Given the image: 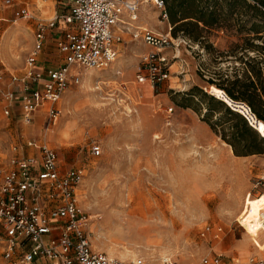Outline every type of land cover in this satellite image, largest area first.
<instances>
[{
	"label": "rangeland",
	"instance_id": "rangeland-1",
	"mask_svg": "<svg viewBox=\"0 0 264 264\" xmlns=\"http://www.w3.org/2000/svg\"><path fill=\"white\" fill-rule=\"evenodd\" d=\"M37 1L46 19L65 7V0ZM16 6L0 0L1 84L6 88L8 72L20 70L33 44V23L15 21ZM121 13L129 20L127 11ZM236 18L201 30V40H195L181 30L174 34L161 8L143 0L133 23L180 38L179 47L162 51L169 58L170 77L155 87L138 83L139 54L154 48L124 33L112 65L84 69L81 82L67 89L53 131L45 135L46 116L42 126L34 125V137L44 132L62 168L85 171L78 194L91 215L95 249L122 259L143 257L146 264H161L165 255L180 264H203L214 254L222 255L221 264L264 260L259 220L264 153L234 152L226 137L233 121L219 99L224 94L209 83L246 55L247 29H239L243 23ZM244 26H250L249 20ZM51 48L59 55L54 41ZM255 126L264 135L259 121ZM28 131L20 114H5L0 99V165L30 136ZM93 143L101 146L100 155L92 154ZM207 224L222 225V238L202 236ZM0 264L9 263L0 255Z\"/></svg>",
	"mask_w": 264,
	"mask_h": 264
},
{
	"label": "built area",
	"instance_id": "built-area-1",
	"mask_svg": "<svg viewBox=\"0 0 264 264\" xmlns=\"http://www.w3.org/2000/svg\"><path fill=\"white\" fill-rule=\"evenodd\" d=\"M142 1L65 0L62 11L45 19L35 12L34 0H4L6 5H17L16 19L38 18L36 40L26 57L24 71L13 75V82L19 83L18 92L3 87L4 72L0 69V99L5 114L19 107L21 121L31 124L35 113L43 111L48 135L61 115L59 102L67 89L81 82L84 69L112 65L127 31L134 40H143L154 48L139 54L138 83L149 82L155 87L168 79L169 58L162 51L179 47L181 41L171 31L124 21L121 9L136 20ZM152 2L168 19L165 0ZM53 28L59 29L55 39L59 55L51 57L50 65L42 66L41 54ZM228 104L255 127L259 119L249 105L235 101ZM173 109L170 107L169 112ZM46 139H27L14 146L15 154L0 165V255L9 264H146L143 257L122 259L93 247L89 237L91 215L81 206L78 194L85 171L82 167L62 168L58 152ZM29 147L34 148V154L26 152ZM91 152L100 155L101 146L93 143ZM261 182L264 185V175ZM259 220L264 230V206ZM224 232L222 225L207 224L202 236L221 239ZM221 261L222 255L215 254L203 258L202 263ZM251 262L264 264V260L254 258ZM160 263L180 264L170 255L163 256Z\"/></svg>",
	"mask_w": 264,
	"mask_h": 264
},
{
	"label": "trees",
	"instance_id": "trees-1",
	"mask_svg": "<svg viewBox=\"0 0 264 264\" xmlns=\"http://www.w3.org/2000/svg\"><path fill=\"white\" fill-rule=\"evenodd\" d=\"M173 33L181 30L190 38L201 40V30L229 25L237 15L247 29L242 45L245 56L240 63L220 71V78H210L214 89L224 94L227 115L233 123L226 136L237 155L264 153V136L228 103L244 102L250 106L264 127V0H165ZM249 20L250 26L244 28ZM239 22V23H240ZM241 26V24H239ZM239 45V44H238ZM215 96V95H214ZM258 129V130H257Z\"/></svg>",
	"mask_w": 264,
	"mask_h": 264
},
{
	"label": "crops",
	"instance_id": "crops-1",
	"mask_svg": "<svg viewBox=\"0 0 264 264\" xmlns=\"http://www.w3.org/2000/svg\"><path fill=\"white\" fill-rule=\"evenodd\" d=\"M41 1H47V0H41ZM65 2V1H64ZM63 2V3H64ZM65 5V4H64ZM65 8V7H64ZM34 9H35V11L37 10V11H40L39 13H41V15H39V14H37L39 17H41V18H45V17H43L42 16V11H43V9H41V6L39 5V3H38V1L37 0H34ZM63 9H61V11H62ZM56 12H58L57 10L55 11V13ZM54 13V14H55ZM22 19V18H21ZM46 19V18H45ZM15 21H18L19 19H14ZM27 20H31L32 21V23H33V26H34V28H33V30H32V33H33V44H34V42H35V40H36V33H37V21H38V18H34V19H32V18H27ZM124 21H126V22H131L133 25H135L134 23H133V21L134 20H132L131 21V19H130V17H129V20H125L124 19ZM135 26H137V25H135ZM138 26H145V25H140V24H138ZM24 32V31H23ZM124 33H127V34H129L130 35V33L127 31V32H124ZM123 33V34H124ZM59 34V29L58 28H53V29H51L50 30V32H49V39H48V41L46 42V45H45V49L43 50V52H42V54H41V58H40V65H42V66H47V65H50L53 61H52V58H53V56H58V55H56L55 53H53L54 52V49H52L51 48V44H52V42L54 41V45H55V39H56V36ZM130 37H131V35H130ZM132 38V37H131ZM124 39H125V37H124ZM123 39V40H124ZM133 39V38H132ZM122 43V42H121ZM121 43H119V49H120V44ZM32 44V45H33ZM52 57V58H51ZM26 60V59H25ZM24 64H25V61H24V63H23V65L20 67V70H18V71H13V72H8V74L10 75V86L9 87H4V88H6V89H8V90H14V91H17L18 92V90L17 89H19V83H14L13 82V75H21L22 73H23V71H24ZM0 65H3L2 63H0ZM4 66V65H3ZM2 70V69H1ZM6 70V69H5ZM4 73H5V71L4 70H2ZM13 112H15L18 116H19V114H20V109H19V107H16V109L13 111ZM45 116V113L43 112V111H37L36 113H35V120L31 123V124H25V125H27V127H29V135L30 136H26V138L24 139V141L25 140H27V139H36V140H42L43 139V137H44V132L42 133V135L39 137V138H36V137H34V125H41L42 126V124L40 123L41 121H42V117H44ZM45 119H46V117H45ZM26 152L28 153V154H34V148H26ZM215 255V254H214ZM211 256H213V255H211ZM222 262V261H221ZM221 262H220V264H221Z\"/></svg>",
	"mask_w": 264,
	"mask_h": 264
},
{
	"label": "bare ground",
	"instance_id": "bare-ground-1",
	"mask_svg": "<svg viewBox=\"0 0 264 264\" xmlns=\"http://www.w3.org/2000/svg\"><path fill=\"white\" fill-rule=\"evenodd\" d=\"M88 77H89V76H88ZM89 78H90V77H89ZM85 79H86V78H85ZM211 94H212V93H211ZM256 127H259V126H256ZM258 129H259V128H258ZM258 129H257V130H258ZM258 131L260 132V130H258ZM260 133H261V132H260ZM261 134H262V133H261ZM262 135H263V134H262ZM263 136H264V135H263Z\"/></svg>",
	"mask_w": 264,
	"mask_h": 264
}]
</instances>
